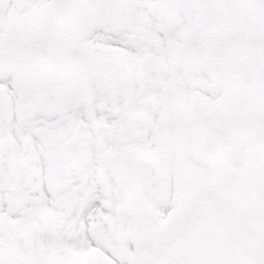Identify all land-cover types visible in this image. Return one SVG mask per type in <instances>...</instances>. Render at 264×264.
Segmentation results:
<instances>
[{"label":"snow or ice","instance_id":"6c2138e0","mask_svg":"<svg viewBox=\"0 0 264 264\" xmlns=\"http://www.w3.org/2000/svg\"><path fill=\"white\" fill-rule=\"evenodd\" d=\"M0 264H264V0H0Z\"/></svg>","mask_w":264,"mask_h":264}]
</instances>
